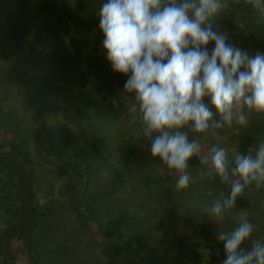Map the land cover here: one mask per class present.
Listing matches in <instances>:
<instances>
[{
    "label": "trees",
    "instance_id": "obj_1",
    "mask_svg": "<svg viewBox=\"0 0 264 264\" xmlns=\"http://www.w3.org/2000/svg\"><path fill=\"white\" fill-rule=\"evenodd\" d=\"M100 3L0 0V264H17L21 249L32 264H104L97 255L79 259L76 249L133 252L140 264H222L217 234L241 210L252 238L264 241V186L246 189L217 224L204 210L228 187L190 158L189 186L176 190L177 173L151 157L135 101L122 93L126 77L104 58ZM222 3L215 23L230 42L250 55L264 52L259 13L247 0ZM57 115L76 120V131ZM260 139L264 115L250 113L220 147L247 154ZM163 171L171 174L163 179ZM122 194L136 217L119 208ZM90 223L99 230L91 239ZM201 248L210 250L204 263Z\"/></svg>",
    "mask_w": 264,
    "mask_h": 264
},
{
    "label": "clouds",
    "instance_id": "obj_2",
    "mask_svg": "<svg viewBox=\"0 0 264 264\" xmlns=\"http://www.w3.org/2000/svg\"><path fill=\"white\" fill-rule=\"evenodd\" d=\"M247 3L264 19V0ZM223 7L222 0H101L96 13L104 58L126 77L122 93L135 101L151 157L177 173L176 190L189 186L188 161L198 149L185 128L200 135L264 115V52L230 42L215 23ZM198 157L203 174L228 187L204 210L216 223L246 189L264 186V139L247 154L213 146ZM253 228L241 210L230 230L219 231L222 264H264Z\"/></svg>",
    "mask_w": 264,
    "mask_h": 264
},
{
    "label": "rangeland",
    "instance_id": "obj_3",
    "mask_svg": "<svg viewBox=\"0 0 264 264\" xmlns=\"http://www.w3.org/2000/svg\"><path fill=\"white\" fill-rule=\"evenodd\" d=\"M214 114H215V109L213 107H211ZM128 113H130V111H128ZM60 118V120L63 122V124L69 126V128H71V130H74L76 131V124H77V121H73L72 119H70L69 117H62L60 115H57V118ZM237 125V123L235 122V119H233V122L229 125H227L224 129L222 130H216V129H212V130H209L203 134H195V133H192L190 130L188 131V139L189 140H192V139H195L196 140V143L198 145V149H197V153L196 155H194L191 159H196L199 157L198 156H207L209 154V149L212 148L213 146L219 148L220 145L222 144V142L230 135L231 132H234L235 131V126ZM144 145L145 144H148L149 142L147 141H144L143 142ZM149 145V144H148ZM227 152V150H226ZM57 172L54 171H49V176L51 175H54L56 174ZM167 174H171V172H166V171H163L162 172V178L164 179L165 176H167ZM129 188L131 187V185L126 184V186L122 189V188H119V189H116L118 190L119 192H123V190L125 188ZM127 190H130V189H127ZM105 194H108L110 193L108 189H105L103 191H101ZM103 193H99V199L101 200H104L103 197H105V194ZM46 194V193H45ZM44 193H41V196L45 195ZM141 196H139V194L137 196H139L138 198H136L137 200L139 201H142V193L140 194ZM102 196V197H101ZM131 198V197H130ZM128 197L126 198V195L125 194H122L120 199H119V208H121L123 211L126 212V214L130 217V218H133V217H136V215H132V212L131 210L127 211L129 209V207L131 206V204H128L129 201H127ZM169 215V213H168ZM140 219V218H139ZM139 221H133L131 223H133L134 225H132L129 220L126 221L125 225L126 226H131L129 227L130 229H132V231L134 232H137V230H140V229H137L135 228V226H137L138 224H140L141 222V219H140V222L138 223ZM88 235L90 236V239L91 238H94L96 237L97 235V232L99 231L97 226L93 223H90L88 225ZM264 239V235L262 237ZM201 245V244H200ZM202 246V245H201ZM99 249V246L97 247ZM197 251L202 255L203 257V263L205 261H208L209 260V256H210V250L207 248L203 251V249H197ZM84 253L83 249H76L74 252H73V255H77L79 257V259L82 260L83 257H87L88 259H92L94 257V255H97L100 259L103 260L104 264H140L141 263V260L139 258V255L133 253V252H127V253H122V255L120 256H116L114 254H111L107 251H102L101 249L99 251H96V253L90 251V250H86L85 251V254L82 255ZM65 255H70V254H67V253H64ZM169 255V253H168ZM170 256V257H169ZM168 257L170 258V260L172 259L173 261L177 259V256L174 257V255H169ZM32 257H31V254H29L28 251L24 252L22 249L19 250V256H18V259H17V264H32ZM81 264H83L81 262ZM181 264V263H180Z\"/></svg>",
    "mask_w": 264,
    "mask_h": 264
}]
</instances>
